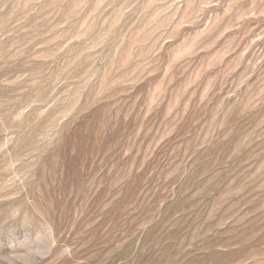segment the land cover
<instances>
[{
  "label": "rangeland",
  "instance_id": "rangeland-1",
  "mask_svg": "<svg viewBox=\"0 0 264 264\" xmlns=\"http://www.w3.org/2000/svg\"><path fill=\"white\" fill-rule=\"evenodd\" d=\"M0 264H264V0H0Z\"/></svg>",
  "mask_w": 264,
  "mask_h": 264
}]
</instances>
